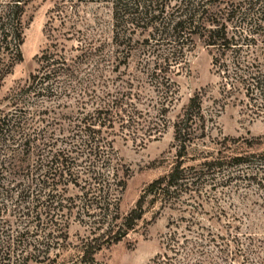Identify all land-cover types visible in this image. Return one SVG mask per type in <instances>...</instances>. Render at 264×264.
Returning <instances> with one entry per match:
<instances>
[{"label":"rangeland","instance_id":"rangeland-1","mask_svg":"<svg viewBox=\"0 0 264 264\" xmlns=\"http://www.w3.org/2000/svg\"><path fill=\"white\" fill-rule=\"evenodd\" d=\"M180 1L158 0L152 8L164 10L162 17L167 22L168 13ZM243 1L246 0H212V3L230 5ZM61 4L66 6L67 18L63 20L65 24L56 18L54 33L60 55L73 61L74 74L64 79L68 91L60 98L33 99L32 109L36 107L43 112L35 124L43 134L31 142L37 152L30 153L28 161L26 154L20 152L19 156L26 159L24 168L7 180L9 193L5 201L9 212L5 217L14 223L16 208L29 209L26 224L37 214L40 217V228L32 241L38 243L41 253L36 252V258L26 264H152L157 255L165 251L172 254L166 248L171 232H177L180 238L183 234L194 236L187 227L190 206L184 210L185 204L163 205L149 197L142 219L119 242L114 240L119 235L114 236L115 232L125 229L124 219L146 186L167 174L177 161L178 143L174 140L173 124L182 109L195 92L202 90L203 106L211 110L209 106L220 98V80L212 70L208 49L195 40L194 47L186 51L185 60L169 74L176 84L174 102L163 119L156 117L157 95L143 70L145 61L153 62V58L148 57L149 47L147 54L141 47L150 28L136 29L132 34L133 50L127 55L123 45L118 46L114 40L123 28L116 25L112 0H39L25 17L23 60L0 89L3 111L10 108L2 100L12 89L27 83L30 74L38 68V58L50 46L46 23L50 11ZM149 20L150 17L143 23L150 25ZM82 49L83 52L89 49L87 53L91 54L79 60ZM125 91L132 94L130 103L143 111L141 121L145 128L134 134L133 129H121L116 122L112 128H102L98 137L107 144L102 149L104 153L95 157L84 144L89 116L101 106L100 101L107 93L114 96ZM220 105L214 106L215 123H208L205 136L197 132L186 143L182 157L185 166L200 163L217 143H226V152H264V115L252 116L240 105L228 104L224 108ZM164 123L166 126L162 128ZM62 150L66 156L56 157L57 163L52 165L55 155ZM59 169L63 177L57 174L52 182L50 173ZM211 194V202L204 203L203 211L195 216L204 232L209 230L227 239L224 247L228 259L216 260L220 264H247L264 259V192L244 182L216 187ZM37 221L29 223L30 230L36 229ZM88 243L97 249L92 258L84 256ZM208 251L217 256L212 245Z\"/></svg>","mask_w":264,"mask_h":264},{"label":"trees","instance_id":"trees-1","mask_svg":"<svg viewBox=\"0 0 264 264\" xmlns=\"http://www.w3.org/2000/svg\"><path fill=\"white\" fill-rule=\"evenodd\" d=\"M36 1L39 0H0V89L14 67L23 60L21 46L27 24L25 17ZM202 1L181 0L172 7L168 13L170 18L166 22L165 17H162L164 10L152 8V5L158 4V0H112L116 25L123 28L122 34L116 33L114 40L118 46L123 45V51L127 55L133 50L132 34L136 29L147 31L150 28L141 47L146 54L150 50L148 57L153 58V62L145 61L143 70L157 95L156 117L163 119L174 102L176 84L169 74L185 60V53L194 47L195 40L202 42L208 49L212 70L220 80V98L209 106L211 110L207 111L203 106L202 90L195 92L182 109L173 124L174 140L178 143L177 161L167 174L146 186L135 207L124 219L125 229L115 232L114 236L119 235L114 240L119 242L126 236L127 230L142 219L144 205L149 197L151 201H159L163 205L185 204L184 210L190 206L188 212L191 218L187 221V227L188 233L194 236L183 234L180 238L177 232H171L166 240V248L172 254L165 251L157 255L151 261L152 264H220L216 260L218 258L222 262L226 261L228 256L225 254L224 240L227 239L209 230L204 232L195 213L203 211L204 203L211 202V192L216 187L245 182L247 186L255 185L258 191L264 192V152H226V143H217L214 151L204 155L197 165L185 166L183 163L182 157L190 138L197 132L205 136L208 123L214 125V106L221 104L219 107L224 108L228 104L240 105L242 110L252 116L264 115V2L246 0L222 5L212 3V0ZM141 5L143 10L139 11ZM50 13L46 23L50 46L38 58V68L30 74L27 83L12 89L2 100L7 102L10 110L5 112L0 109V264H26L36 258V252L41 253L37 249L38 243L32 241L41 224L38 214L26 224L24 220L29 216V209L16 208L14 211L17 219L12 223L5 217L9 212L5 200L9 193L7 180L22 172L25 165L26 159L19 156L20 152L22 155L26 154L28 161V155L37 152V148H32L31 142L39 134H43L35 127L43 112L36 107L32 109L33 99L60 98L68 91L64 79L74 74L73 61L60 55L57 35L54 33L57 29L53 23L57 17L65 24V4L58 5ZM148 17L150 25L143 23ZM147 47L150 49L147 50ZM83 50L79 60H84L91 54L87 53L89 49ZM126 92H117L114 96L107 93L104 100L100 101L101 106L98 105L89 116L90 124L84 130V144L95 157L104 153L102 149L107 144L104 143V138L98 137L102 128H112L115 122L120 124L121 129H133L132 134L145 128L141 121L143 111L130 103L129 96L132 94L130 91ZM139 126L141 127L138 128ZM165 126L164 123L162 128ZM60 155L66 156L64 150L55 155L52 165L57 163ZM50 174L53 176L52 182L57 174L58 177H63L60 169ZM46 182L47 180L44 184ZM34 220H38V224L36 223V229L30 230L29 223ZM230 237L234 238L232 235ZM211 245L216 249L217 256L208 251ZM93 246L91 243L85 246L84 256H94L97 249ZM246 263L264 264V259Z\"/></svg>","mask_w":264,"mask_h":264}]
</instances>
